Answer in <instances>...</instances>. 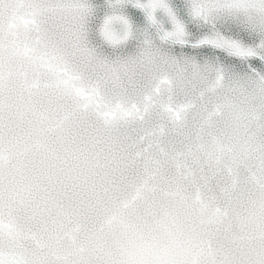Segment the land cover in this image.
I'll return each instance as SVG.
<instances>
[{
    "label": "snow or ice",
    "instance_id": "snow-or-ice-1",
    "mask_svg": "<svg viewBox=\"0 0 264 264\" xmlns=\"http://www.w3.org/2000/svg\"><path fill=\"white\" fill-rule=\"evenodd\" d=\"M0 264H264V0H0Z\"/></svg>",
    "mask_w": 264,
    "mask_h": 264
}]
</instances>
